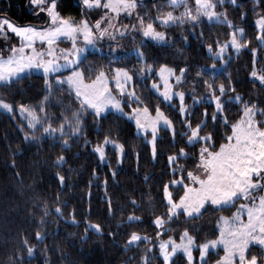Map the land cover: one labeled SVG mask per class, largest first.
<instances>
[{"label": "trees", "instance_id": "trees-1", "mask_svg": "<svg viewBox=\"0 0 264 264\" xmlns=\"http://www.w3.org/2000/svg\"><path fill=\"white\" fill-rule=\"evenodd\" d=\"M253 3L254 0H236L235 4L225 0L222 5L217 3L216 9L225 12L234 25L244 29V39L249 40V47L258 48L256 68L259 71L264 64V47L258 46L256 42L255 33L258 29L255 21L258 14H264V10L258 8L253 11ZM142 4L144 6L138 7L135 13L144 16L145 23L157 14L153 7L157 4L164 5L160 10L161 14L171 10L178 15L183 11L182 6L170 7L167 0H142ZM188 4L195 14V2ZM40 9L31 0H0V18L5 17L18 24L44 25L47 16ZM57 11L77 22L82 16L94 22L97 12L102 13L100 8L87 9L82 0H57ZM242 12L247 15L241 17ZM135 13L132 17H124L125 25L136 23L138 17ZM200 20L194 33L189 31L193 27L191 24L162 26L153 20L156 29L166 33L167 43L146 39L140 32L123 37L117 35L111 45L108 40H104L101 50L88 51L90 54L85 59L92 64L93 69L103 64L107 70L108 60L111 58L108 55L109 48L112 47L116 50V56L121 58L115 62V66L132 70L141 66L132 51L139 46L144 51L145 62L152 64L153 69L164 64L179 73L180 67L190 66V71L178 88L185 92L184 101L190 106L189 113L184 118L190 120L193 126L206 120L200 135L213 132L218 146L223 140V134L230 129H226L219 122V118L214 125L211 116L214 101L206 99L211 92L205 86L204 80H209V83L214 81L215 88L220 83L227 87L230 78L234 92L224 93V110L219 114L226 115L229 122L238 120L242 109L240 103L235 100L228 101L227 97L239 93L245 100L256 101L258 108H264V87L258 79L249 76L252 57L247 48L241 49L239 53L228 48L224 57L225 63L222 64L219 58L216 59L215 63L219 68L214 76L208 73L200 78L196 76L200 65L213 63L206 46L212 44L215 51V44L229 40V34L234 30L226 23L208 20L203 15ZM8 36L12 40H6ZM141 39L144 40L143 44L140 43ZM16 42L10 33H0V53L6 55ZM153 79H159L154 71L143 82L134 79L132 86L145 103L150 99L148 106L151 111L154 112L159 105L173 120L176 130L173 142L172 132L167 128L160 129L155 158L152 156L151 145L143 135L137 133L134 122L115 111L105 113V119L100 126L93 123L90 113H86L82 117L83 134L68 136L67 147L63 146L64 137L59 133L52 136L45 134L38 140H25L24 132L31 129L28 118L20 113L18 104L36 107L48 96L45 112L49 114V118L44 122H53L55 127L59 125L62 115H70L66 108L75 110L79 106L78 101L74 96L70 98L67 84L63 88H57L53 84V91L49 93L41 73H26L22 79L0 84V98L14 104L11 113L0 110V264H45L46 261L47 264H140V257L145 255L148 242L141 240L127 248L125 244L132 231L151 236L156 241L155 228L150 221L154 215H161L166 211V204L162 201L163 182L182 174L178 171L176 177H173L168 155L181 147L185 148L190 155L186 158L178 157L177 163L185 165L183 172H195V162L191 154L198 153L200 144L203 143H186L190 132L181 122L178 100L164 101L155 89L148 87ZM216 94L220 95L218 91ZM195 97L204 99L196 101ZM37 111L39 112L38 108ZM104 135H109L110 139L118 140L124 145L119 164L113 144H105L106 163L101 162L98 154L94 153L92 146L102 142ZM85 138L88 139V144H85ZM61 154L65 159L58 163L57 157ZM93 169L96 175H93ZM57 173L64 176L63 184ZM172 191L175 193L177 189L173 188ZM179 191L182 194V187ZM108 199L112 203L111 213L107 210ZM133 199L135 204L131 202ZM240 201L237 200L227 210L217 211L209 207L202 215L191 220L180 217V223H171L172 231L167 234L161 232V238L172 236L179 240L180 232L187 227L189 233L196 238L197 245L206 239H214L219 235L217 220L221 214L231 216ZM57 204L60 205L61 214L55 211ZM129 214L140 217V220H129ZM73 215L76 222L71 220ZM87 222L101 224V232L89 229ZM86 229V238H82ZM36 231L44 234L42 241L35 237ZM24 238L29 245H34L31 257L27 253V245L22 243ZM257 250V247L252 248L253 252ZM150 252H158V243H153ZM194 252V264H200L198 247ZM222 252V249L210 251L207 264H214L222 256ZM175 262L186 264L184 255H176ZM152 264H161V258L154 257Z\"/></svg>", "mask_w": 264, "mask_h": 264}, {"label": "snow or ice", "instance_id": "snow-or-ice-1", "mask_svg": "<svg viewBox=\"0 0 264 264\" xmlns=\"http://www.w3.org/2000/svg\"><path fill=\"white\" fill-rule=\"evenodd\" d=\"M31 2L39 7L44 3V0H31ZM224 2L225 0H195L194 14L188 0H167L170 7L182 6L183 11L178 15L171 10L161 14L160 10L164 5L157 4L153 6L157 10V14L151 17L147 23H145L144 16L135 13L138 7L144 6L142 0H82L83 6L89 10L99 9L101 6L106 9L103 15L94 22H91L86 16H82L78 22L62 16L57 11V0H50L45 7L40 9L47 16L44 25L26 24L21 26L5 18H0V33H3L7 26L8 30L20 38L19 46L12 45L8 55L0 54V82H14L22 79L25 73L30 75L35 69L37 72H42L46 90L49 93L53 91V84L57 88H63L67 84L70 98L74 96L79 104L75 110L66 108L70 115H62L59 125L55 127L53 122H44L49 118V114L45 112L48 96H45L36 107L24 103L18 104L20 113L27 114L28 126L31 129L24 132L25 140H38L45 134L52 136L59 133L64 137L63 146L67 147L68 136L83 134L81 131L82 117L86 113H90L93 116V123L100 126L105 119L106 109L111 106L122 117L133 120L138 132L146 134L150 132L148 143L151 145L152 156L155 158L157 155L156 141L160 138V126L163 125L172 132L173 142H175L176 130L172 120L159 105L155 107L154 115L150 112L148 106V103H151L150 99L148 103H145L137 94L132 83L134 79L141 82L147 80L154 71L159 79H153L148 87L159 92L163 100L167 102L172 101L173 96L179 97L178 110L181 114V122L190 132V135H187L186 143L190 145L201 141L203 143L200 144L198 153L191 154L195 162V172L193 170L183 172L185 165L177 163L178 157L186 158L190 155L185 148L181 147L168 155L167 160L173 177H176L178 171H181L182 174L163 182L162 201L166 204V211L161 215H154L150 221L155 228L156 241H153L151 236L132 231L125 244V248H127L141 240L148 242L145 255L140 257V264H152L154 257L161 258V264H176L175 256L178 255V250H183L186 264H194V247L199 249L200 264H207L209 248L215 249L219 244L223 245L224 254L214 264H264V127L261 126L264 125V119L256 118L257 116L264 117V108H258L256 101L245 100L241 94L235 93L228 96L227 100H235L240 103L242 111L238 120L229 122L226 115L219 114L224 110V93L226 91L234 92L230 78L227 87L224 83H220L215 88L214 81L209 83V80L205 79L204 84L211 92L207 99L214 101V110L211 114L214 125L219 118V122L223 123L226 129H230L223 134V140L217 146L213 132H207L203 136L199 134L206 120L193 126L190 120L184 118L190 108L184 103L185 92L173 91V84L177 89L180 87L181 82L190 71V66L180 67L179 74L176 69L164 64H161L158 69H153L152 64L145 62L144 51L139 46L133 48L132 51L141 66L132 70L127 67L115 66V62L121 58L116 56V50L112 47L109 48L108 55L111 58L108 60L107 70L103 64L93 69L92 64L87 63L85 59L90 54L87 51L88 48H97L98 42L104 41L105 38H108L111 45L117 35L123 37L137 31L142 34V37H150L153 41L167 43L166 33L157 30L153 20L158 21L162 26L191 24L193 27L189 31L194 33L195 26L201 22L200 17L203 15L209 18L214 17L234 30L229 34V40L215 44V51H213L212 44L206 46L213 63L200 65L196 76L200 78L205 73L214 76L219 68L215 61L219 58L222 64L225 63L224 57L230 44L236 53L244 48L250 51L252 70L249 76L258 79L261 86L264 87V64L261 65L259 71L256 68L259 58L258 48L249 47V40L244 39V29L228 20L226 13L215 11L217 3L222 5ZM230 2L235 4L236 0H230ZM252 8L253 11L258 8L264 10V0H254ZM121 13L128 17H132L135 13V16L138 17L137 22L130 26H117L116 16ZM246 15V12L241 13V17ZM255 24L258 29L255 33L256 42L258 46L264 47V14L257 15ZM61 38L69 41L70 47L60 48L58 41ZM182 38L187 39V37ZM133 39H135L134 36ZM37 42H42L43 46L38 47ZM140 43L143 44L144 40L141 39ZM63 72H66L67 75H63ZM49 77H54V79L50 80ZM171 77H174V80H170ZM160 82H163L162 88L159 87ZM113 84L115 92L111 87ZM217 91L220 95L216 94ZM194 100L200 101L201 98L195 97ZM124 105H128L130 110L125 111ZM0 108L11 113L14 104L0 98ZM204 112L207 114V109ZM183 135L182 132L181 136ZM88 143V139L85 138V144ZM105 144L115 145L116 160L119 164L124 145L118 140L110 139L109 135H104L102 142L94 144L92 146L94 153L98 154L100 161L105 163L107 162ZM64 159L63 154L57 157L58 163H62ZM12 163L14 166V161ZM112 174L114 176L115 171ZM93 175H96L95 169H93ZM57 176L63 184L64 176L59 173ZM180 187L183 189L182 194L179 191ZM173 188L177 189L175 193L172 191ZM237 200L244 202L236 207V211L231 216L221 214L217 220L219 235L214 239H206L197 245L196 238L189 233L187 227L180 232L179 241L172 236H167V239L161 238V232L167 234L168 231H172L171 223L179 224L180 217H183L184 220L194 219L202 215L203 211L209 207L217 211L227 210L233 207ZM131 202L136 203L134 199ZM107 210L109 213L112 212L110 199H108ZM55 211L57 214H61L59 204ZM128 219L140 220V217L129 214ZM71 220L76 222L74 215L71 216ZM87 223L89 229H93L97 233L101 232V224ZM86 235L87 229L82 238H86ZM35 237L42 241L44 234L36 231ZM22 243L27 245V253L31 257L34 245H29L26 238L22 240ZM153 243H158V252H150ZM253 247H257L258 250L253 252ZM10 260L14 261V258L10 257Z\"/></svg>", "mask_w": 264, "mask_h": 264}, {"label": "rangeland", "instance_id": "rangeland-1", "mask_svg": "<svg viewBox=\"0 0 264 264\" xmlns=\"http://www.w3.org/2000/svg\"><path fill=\"white\" fill-rule=\"evenodd\" d=\"M191 1H194L195 2V0H191ZM190 0H188V2H191ZM50 2V0H44V3H42L41 5H40V7H41V9L43 8V7H45L46 5H47V3H49ZM100 9H101V11H102V13H100V12H97V18L96 19H98L99 18V16H101V15H103V13H104V11H106V9H104L102 6L100 7ZM215 11L216 12H218V13H225V12H222V11H219V10H217L216 8H215ZM88 15L89 16H91L90 15V13H88ZM114 15V14H113ZM142 16V15H141ZM124 17H126V14H124V13H121V14H119V16H116V20H117V26H119V25H125L124 24ZM206 17V16H205ZM226 17H227V19H228V16L226 15ZM1 18H5V17H1ZM208 20H211V21H217L216 20V18H209V17H206ZM5 19H7V20H10V19H8V18H5ZM89 19V18H88ZM90 20V19H89ZM229 20V19H228ZM10 21H12V20H10ZM91 22L93 21V20H90ZM94 21H95V19H94ZM12 22H14V21H12ZM126 22V21H125ZM137 22V21H136ZM218 22H220V21H218ZM15 24H17V25H26V24H18V23H16V22H14ZM32 25H36V24H32ZM37 25H41V24H37ZM126 25H131V24H126ZM110 31L112 30V29H109ZM7 34V33H10V35H11V37L13 38V40H17V42H16V44L15 45H17V46H19V44H20V38L16 35V34H14L13 32H11L10 30H8L7 29V26H5V28H4V32H3V34ZM136 33H138V31L137 32H133V34H136ZM146 39H151L150 37H145ZM6 40H12V39H10V36H8L7 37V39ZM104 40H108V38H105ZM152 40V39H151ZM155 42H158L159 43V41H155ZM101 43H103V41L102 42H98V47L97 48H88V50L87 51H92V50H101L102 48H101ZM58 45H59V47L60 48H68V47H70V42L69 41H67V40H64L63 38H61V40L60 41H58ZM37 46L39 47V46H43V44H42V42H37ZM6 47H8L7 45H6ZM9 48V47H8ZM228 48H232L231 47V45L229 44V46H228ZM234 50V49H233ZM26 51H27V49H26ZM227 51H228V49H227ZM235 51V50H234ZM10 52V51H9ZM9 52L6 54V55H8L9 54ZM2 53V52H1ZM0 53V54H1ZM3 54V53H2ZM4 55V54H3ZM5 55V56H6ZM170 67V66H169ZM171 68H173V67H171ZM220 68H222V67H220ZM174 69V68H173ZM32 72H36V73H41L42 74V72H37L35 69H33L32 70ZM26 74V73H25ZM63 75H67V73L66 72H64V73H62ZM177 74H179V73H177ZM170 80H174V77H171L170 78ZM1 83H6V82H0V84ZM111 87L112 88H114V84L113 85H111ZM159 87L160 88H162L163 87V82H160V84H159ZM113 91L115 92L116 90H114L113 89ZM173 91L175 92V91H180L179 89H177L176 88V85L175 84H173ZM159 93V92H158ZM160 94V93H159ZM161 95V94H160ZM162 96V95H161ZM207 97H209V96H207ZM207 97H206V99H207ZM174 99H177L178 100V102H180L179 101V97H176V96H173V99H172V101H170V102H173L174 101ZM202 99H204V98H201V100ZM207 100H210V99H207ZM211 101V100H210ZM184 103H185V101H184ZM186 104V103H185ZM187 105V104H186ZM124 109H125V111H128V110H130L126 105H124ZM0 110H3V111H6V110H4V109H2V108H0ZM13 110H14V108H13ZM150 110V109H149ZM108 111H114L112 108H111V106H109V108L108 109H106V111H105V113H107ZM163 111V110H162ZM150 112H152V114L154 115L155 114V111L153 112V111H151L150 110ZM165 113V112H164ZM188 113H189V111H188ZM187 113V114H188ZM166 114V113H165ZM167 115V114H166ZM24 117H26V118H28V116H27V114L25 113L24 114ZM185 117H187V115L185 116ZM170 118V117H169ZM257 119H264V117H260V116H257L256 117ZM171 119V118H170ZM131 120V119H130ZM172 120V119H171ZM133 121V120H132ZM134 122V121H133ZM172 122H173V120H172ZM262 127H264V125H261ZM173 127H174V123H173ZM161 128H167V127H165V126H163V125H161L160 126V128H159V133H160V129ZM168 129V128H167ZM137 130V129H136ZM137 133L138 134H140V135H143L147 140L150 138V132L149 133H144V132H138L137 131ZM200 134V133H199ZM122 157L123 156H121V159H122ZM242 202H244V201H240L239 202V204L240 203H242ZM239 204H238V206H239ZM236 211V210H235ZM245 219L247 218L246 217V215H245V217H244ZM218 230H219V226H218ZM174 238V237H173ZM175 239V238H174ZM175 240H177V239H175ZM177 241H179V240H177ZM196 247H194L193 248V256H194V259L196 258V255H195V252H194V249H195ZM218 249H222L223 250V252H222V255L224 254V249H223V245L222 244H219V245H217V247L215 248V249H213V248H209V252L210 251H216V250H218ZM178 254H183V250H178Z\"/></svg>", "mask_w": 264, "mask_h": 264}]
</instances>
